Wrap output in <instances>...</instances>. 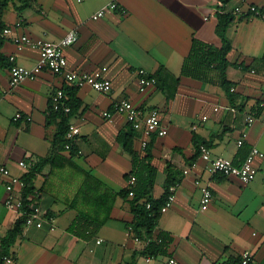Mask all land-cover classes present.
Segmentation results:
<instances>
[{
    "label": "crops",
    "instance_id": "crops-1",
    "mask_svg": "<svg viewBox=\"0 0 264 264\" xmlns=\"http://www.w3.org/2000/svg\"><path fill=\"white\" fill-rule=\"evenodd\" d=\"M228 1V12L236 7L264 5V0H237L231 7L232 0ZM112 2L121 10H110L104 18L92 20ZM218 5L216 0H36L23 8L22 0H9L0 19V53L9 61L14 57V63H10L28 69L38 63L37 50L26 47L18 51L21 35H46L59 42L76 31L79 40L65 50L68 70L92 73L107 67L113 85L110 94L76 88L81 104L70 124L81 129L75 142L81 154L71 165L47 168L37 177V206L46 223L42 229L25 225L10 251L19 264H165L171 257L179 264H223L229 259L238 261L244 251H251L264 264V157L256 160V178L243 184L237 178L209 175L197 151L206 144L213 158L236 162H242L253 147L264 154V21L234 15L227 30L226 38L232 45L227 69L230 95L218 84L181 78L175 96L167 98L175 90L193 38L222 46L217 35ZM19 22L21 29L3 34L4 29ZM160 68V81L142 92L139 71L153 76ZM9 80L10 69L0 68V166L23 179L28 170L20 167V162L52 154L57 132L56 122L50 119L51 124H47L52 95L63 87H75L44 71L37 80L24 83L8 95ZM120 100H129L145 111L159 110L167 128L165 137L154 135L149 144L158 170L154 197L164 194L167 182L176 186L175 203L162 214L156 228V233H170L174 241L167 255L150 263L143 255L144 245L136 243L128 231L127 224L134 215L120 198L115 201L110 220L93 240H80L68 233L78 215L70 203L84 179L90 176L101 181L103 191L120 192L128 185L125 175L131 171V158L117 140L122 131L128 130V123L122 115L115 114L110 120L104 117ZM216 108L221 109L216 112ZM18 114L22 119L15 121ZM250 115L256 120L248 127L246 118ZM204 116L207 121H203ZM136 132L135 148L140 150L143 135ZM242 146L248 150L239 155ZM64 155L69 157L68 153ZM193 163L198 167L192 168ZM120 174L123 184L117 191L109 180ZM198 178L210 185L214 196L206 211L202 210L201 190L195 184ZM7 182L0 174V246L1 239L21 217L5 207ZM251 207L253 215L242 220L244 209Z\"/></svg>",
    "mask_w": 264,
    "mask_h": 264
},
{
    "label": "trees",
    "instance_id": "trees-1",
    "mask_svg": "<svg viewBox=\"0 0 264 264\" xmlns=\"http://www.w3.org/2000/svg\"><path fill=\"white\" fill-rule=\"evenodd\" d=\"M23 8H28L36 0H22ZM219 2L217 9H225L228 0H216ZM9 0L0 2V19L3 15V10L7 6ZM219 24L217 26V35L222 40L220 48L211 44L205 43L197 38H193L188 55L183 61L181 75L175 80L176 87L173 93H168L167 98L170 100L175 96L177 87L180 84L181 78H188L195 81H200L207 84H218L227 94L230 95L232 85L227 79V69L229 67L228 56L232 50L231 43L226 38L228 28L235 20V16L229 14L217 13ZM245 18V17H244ZM2 24L0 22V28ZM12 63L3 54L0 53V68H12ZM162 68L159 69L154 77L156 81H160ZM63 91L69 96L68 104L71 107V113L65 114L50 112V119L56 122L57 132L52 141V154L45 159H37V161H26L28 164V172L23 176L25 189L22 194V199L27 210L36 205L40 200L37 197L35 181L38 176L43 175L47 168L51 170L63 169L71 165L72 160L78 154L76 143H73L70 151L66 150L67 132L70 126L71 119L80 108V102L76 98L77 89L63 87ZM129 128L122 131L118 135V142L122 145L124 151L131 158V171L125 175V181L129 183L132 178L136 179L133 186L127 187L120 192L113 190L103 191L105 185L95 178H86L83 180L81 187L76 192L75 197L70 203V208L76 210L78 215L73 223L68 228V233L74 235L80 240H93L100 229L110 220L111 211L114 207L117 198L122 199L130 205L131 212L134 215V220L127 224V228H132L134 238H139L142 241H149L147 247L143 251L144 256H161L167 255V251L174 239L170 233L160 231L156 233L158 221L161 218L160 209L164 206L167 198L171 194L170 189L174 184L166 183L164 194L156 199L154 197L158 170L153 164V156L151 153L150 144L145 150L140 147V150L135 148V140L137 132L128 124ZM208 147L206 144H202ZM201 146V145H200ZM200 146L197 151L200 154ZM247 147L242 146L239 155H243L247 151ZM68 153L69 157L64 154ZM250 152H246V157ZM233 161L235 165H240L244 162ZM148 205L151 207L148 209ZM26 223V217H20L14 228L10 230L2 239L0 246V264H3V257L10 255L11 248L16 243L17 239L22 236ZM228 263H238L235 259H229Z\"/></svg>",
    "mask_w": 264,
    "mask_h": 264
},
{
    "label": "built area",
    "instance_id": "built-area-1",
    "mask_svg": "<svg viewBox=\"0 0 264 264\" xmlns=\"http://www.w3.org/2000/svg\"><path fill=\"white\" fill-rule=\"evenodd\" d=\"M110 10H121L117 3L112 2L108 6L102 8L92 17L93 21H98L105 17L106 13ZM219 14H233L236 16L246 17L249 20H262L264 21V5H248L246 7H236L233 11L228 12L226 9H216ZM22 28V23H16L13 27L4 29L3 34L5 36L13 34L15 31ZM79 40L78 33L72 31L68 33L59 42H53L49 40L46 35L42 37L33 38L29 35H21L17 42L18 51H23L26 47H30L39 52V59L36 66L32 69H28L17 64H13L10 69V80L7 93L8 95L13 94L21 85L28 81H35L44 72L48 71L53 75L59 76L64 79L66 83L75 88H90L95 92L101 94H110L113 89L111 80L107 77L109 69L103 67L92 73H76L68 70V62L65 56V50L73 46ZM10 61L14 63L15 58L11 57ZM139 86L140 90L143 92L146 88L156 85L157 81L154 77L150 76L146 71H139ZM232 91H235L232 89ZM69 98L63 91L59 89L51 97L50 112L65 114L71 113V107L68 104ZM221 108H216L215 111H219ZM232 112L236 110L234 108H227ZM115 114L122 115L125 117L128 124L135 131H139L143 135L141 140V147L143 150L149 144V139L157 135L158 137H165L167 135V128L162 123L161 113L157 109H152L145 111L141 108L136 107L129 100H120L114 103L111 112L104 113L105 119H111ZM22 119V115L18 114L15 117V121ZM31 121V119H28ZM208 117L204 116L203 121H207ZM255 118L253 116H248L246 118L247 126L251 127L255 123ZM196 130V127L194 128ZM81 135V129L74 124H70L67 132V140L69 143L66 145V150L70 151L73 143ZM247 135L245 134L243 140L240 141V145L244 143ZM81 154V152H78ZM264 154L256 147H253L240 165H235L233 161L224 158H213L211 151L205 145L200 146V158L206 163L205 171L211 175H222L228 178H237L243 184L251 183L258 174V168L256 166V160L258 158H263ZM35 161V160H31ZM20 167L28 170V164L26 161L20 162ZM198 164L193 163L192 168H197ZM185 171V174H188ZM0 174L8 179L6 185L7 197L5 199V207L9 211H13L19 214V216L26 217L25 225L28 227L35 226L38 229H42L46 223V219L43 211L40 207L34 205L27 210L25 208L22 194L25 189V182L23 179L12 176L10 171L0 166ZM136 182L135 178H132L128 185L133 186ZM196 186L201 190V206L202 210L206 211L209 209L213 202V192L210 185H204L200 178L195 181ZM175 191L176 186L171 187V194L167 198L166 203L160 209V214H165L170 208L173 207L175 203ZM151 206L148 205V209ZM129 233H132V228L128 229ZM134 241L139 244H143L144 248L148 246L149 241H142L139 238H134ZM156 256H147L146 262L150 263L155 260ZM3 264H19L17 258L13 255H8L3 257ZM165 264H179L177 259L171 257ZM223 264H261V262L255 257L251 251H244L238 260V263H228Z\"/></svg>",
    "mask_w": 264,
    "mask_h": 264
},
{
    "label": "rangeland",
    "instance_id": "rangeland-1",
    "mask_svg": "<svg viewBox=\"0 0 264 264\" xmlns=\"http://www.w3.org/2000/svg\"><path fill=\"white\" fill-rule=\"evenodd\" d=\"M237 3V0H232L231 3H230V6L233 7L235 6V4ZM82 162V161H81ZM109 182L111 183V187L114 188L115 190H120L121 189V184H123V179H122V175H117V179H113V181L109 180ZM38 185L40 186V184L38 183ZM262 205H264V200L261 201ZM226 209H229L228 207H226ZM227 211H230V210H227ZM234 214H236V216H238V213H236V211L234 210L233 211ZM254 213V209L251 207V208H247V209H244L243 213H242V216L241 214H239V216H241V219H246L250 216H252Z\"/></svg>",
    "mask_w": 264,
    "mask_h": 264
}]
</instances>
